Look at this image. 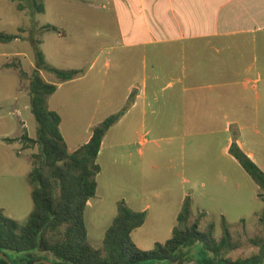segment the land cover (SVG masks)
Wrapping results in <instances>:
<instances>
[{"label":"rangeland","instance_id":"rangeland-1","mask_svg":"<svg viewBox=\"0 0 264 264\" xmlns=\"http://www.w3.org/2000/svg\"><path fill=\"white\" fill-rule=\"evenodd\" d=\"M116 1L37 0L38 3L45 5V13L32 14L30 12L31 0H0V33L20 35L17 41L0 42V53H6L10 58L7 62L22 66L30 77L35 68V53L30 42V37L33 35V38L41 40V48L49 64L62 69L77 68L85 73L95 57L104 50L109 55L111 68L108 70L106 92L98 107L99 114L100 117H105L111 111L115 114V111L121 108L118 112L123 111L125 115L132 106L131 101L125 100L128 85L132 76L142 67L139 58L143 56V49L131 48L121 35V32H128L129 28H132L135 24L132 21L136 22L138 17L118 12L115 7ZM19 3L26 8L25 11L18 10ZM119 22L123 25L121 29ZM47 24L59 27L60 33H44L42 26ZM20 29L25 31L20 32ZM254 39L257 43L253 42ZM228 41L230 45L223 49L220 56L232 63L236 71L234 80L243 82L247 76H261L257 91L262 97L261 101L254 99V95L249 93L246 95L247 102H243L240 106L235 105L234 117L239 119L241 124L250 126L259 134L264 135V31L257 34L238 32ZM15 54L22 55L13 56ZM6 60V57H0V65ZM32 66H34L33 69ZM9 70L17 75L0 69V104L7 105L4 108L6 115L12 112V106L15 104L14 98L19 79L21 86L27 92L30 91L29 77L21 78L15 68ZM44 75L48 78H55V75L51 73L44 72ZM82 85L85 87L82 88ZM91 86L92 83L88 79L67 86L65 90L72 87L82 88L68 92V96L76 106L81 105L82 102L89 109V107H96V102L91 97L84 96ZM77 107L83 122L88 116V111L81 109V106ZM9 119L1 120L0 118V135L6 133L13 135L17 131L18 122L12 119L8 121ZM32 121H28V127L29 132L35 136L37 123L34 116ZM234 128L237 127L234 126ZM65 130L66 126H64ZM65 134L68 138L66 131ZM152 138L157 142L151 144L150 152L159 157L156 159L157 164L152 177L150 176L146 184L149 186V193L163 196L164 201H161V198L157 200L153 197H146L144 203L152 201V213L153 215L162 214L164 225L171 221L174 222L179 210L176 202L177 196L186 192L192 195L191 220L201 213H206L202 219V228L209 223H215L217 238L221 236L220 224L223 216L226 217L231 233L235 237L244 240L246 236L256 237L261 234L259 218L264 212V200L257 198L256 192L260 190L246 170L236 162L231 164L229 159L220 156L218 145L223 140L222 135L198 137L197 134L183 136L167 133L166 135L156 134ZM170 138L174 141H169ZM133 140L129 134L124 136L112 130L108 145L117 143L122 147L115 150L106 148L100 158L101 172L96 176L97 193L91 200V206L85 212L88 238L97 248L103 246L105 233L118 213V203L123 201L122 198H127L129 204H132L135 193L140 192L139 182L132 180L130 174L134 166L115 165L113 161L114 153L134 152V147L129 146ZM196 142L201 147H198ZM6 147L0 144V209H3L6 215L21 225H25L34 208L33 186L25 177L23 179L20 176V180L11 177L12 169H16L17 166L11 159L10 148ZM33 149L30 155L31 161L32 154L38 151L37 147ZM162 153L166 157H163ZM168 155L170 157H167ZM134 162L137 163V160L134 159ZM26 167H28L27 164ZM18 168L23 169L22 166ZM242 219L245 221H241ZM150 226H153V222L149 220L143 228L138 229L132 235V240L143 250L154 249L155 240L161 243L167 240V237L163 235L154 236L150 231ZM253 248L255 247L246 244L243 248L230 253L229 257L232 259L249 257ZM178 256L177 262L151 263L179 264L184 260L198 262L205 257V254L202 244L198 243L192 247L182 248ZM48 257L50 262L55 263L56 258L53 255L50 254ZM261 264H264V257Z\"/></svg>","mask_w":264,"mask_h":264},{"label":"crops","instance_id":"crops-1","mask_svg":"<svg viewBox=\"0 0 264 264\" xmlns=\"http://www.w3.org/2000/svg\"><path fill=\"white\" fill-rule=\"evenodd\" d=\"M115 7L118 12L138 17L136 22L132 21L135 23L132 28H129L128 32H121V35L131 48L143 49V56L139 58L142 67L132 76L128 85L125 100L132 101V106L105 136L98 163L106 148L115 150L122 147L117 143L108 145L112 130L124 136L129 134L134 139L129 143V146L134 147V152L113 154L115 165L134 166L131 169V178L139 182L140 192L135 193L132 204H129L127 198L122 199L132 210L146 212L145 224L149 220L153 222L150 231L154 236L163 235L168 240L177 225L175 220L177 221L185 200L189 198L192 203V195L183 192L177 196L179 210L175 220L165 225L162 214L153 215L152 201L144 203L146 197L163 200V196L149 193V186L146 184L152 177L157 164L156 159L159 157L150 152L151 144L157 142L152 138L154 135L167 133L183 136L197 134L198 137L222 135L223 140L218 145L220 156L229 159L231 164L236 162L242 167L231 154V147L236 141L245 154L264 171V135L250 126L241 124L233 113L236 104L240 106L248 101L246 95L249 93L254 95V99L261 101L262 97L257 92L261 76H247L243 82L235 81L233 77L236 71L232 63L220 56L223 49L230 45L229 38L238 32L257 34L264 31V0H117ZM122 26L119 22L120 29ZM253 42L257 43L255 39ZM0 57L7 58L0 65L1 71L5 70L9 74L17 75L4 67L9 56L2 52ZM110 68L109 55L103 50L91 62L87 72L75 80L60 83L57 91L48 98L49 108L61 116L60 129L69 152H74L88 143L94 127L114 113L111 111L109 115L100 117L98 110L106 92ZM42 76L47 82L57 83L56 77L48 78L44 72ZM88 79L92 86L86 90L84 96L91 97L96 102V107L88 109L82 102L81 105H77L88 111L86 120L82 122V115L78 107L71 102L68 92L81 90L85 85L80 89L72 87L65 90V88ZM15 94L12 112L6 115L4 108L7 105L0 104V118L4 120L10 117L8 121L11 119L17 121V131L13 135L8 133L0 135V144L2 147L10 148L11 159L17 166L16 169H12L10 175L13 179L20 180V176L28 179V174L32 170L30 155L34 149L25 150L22 142H7L6 139L19 138L24 132L30 137H35L29 132L28 127V121L33 122L34 115L31 111L30 91L27 92L21 86L20 79ZM169 141L174 140L170 138ZM196 144L201 147L198 142ZM157 147L159 148L158 145ZM163 157L166 156L163 154ZM20 166L23 167L22 170H19ZM202 185L206 187L205 184ZM260 194L261 191L256 192L257 198L264 200ZM91 200L87 208L91 206ZM163 205L161 202V206ZM202 214L205 217L206 213ZM223 217L226 219L225 216ZM145 224L138 229L143 228ZM155 242L161 243L159 240ZM252 250L251 255L258 253L259 248ZM196 263V261L179 262V264Z\"/></svg>","mask_w":264,"mask_h":264},{"label":"trees","instance_id":"trees-1","mask_svg":"<svg viewBox=\"0 0 264 264\" xmlns=\"http://www.w3.org/2000/svg\"><path fill=\"white\" fill-rule=\"evenodd\" d=\"M15 1V0H13ZM31 13H45V5L31 0ZM17 8H26L19 3ZM45 32L60 33L57 26H42ZM20 29V32H24ZM34 36V35H33ZM30 37L35 53V68L30 77L22 66L6 62L7 69L15 68L21 78L30 79L31 111L36 120V135L24 132L19 138L23 149L37 147L32 158V170L28 180L33 186L34 208L25 225L6 215L0 209V252L7 255L12 264H34L40 260L51 261L50 254L58 264H152L151 262L179 260L182 248L200 243L205 257L196 264H261L264 257V212L259 218L260 235L243 240L235 237L227 220L222 217L221 236L215 233L217 226L209 223L202 228L204 215L191 220L192 203L187 198L177 218L170 239L156 243L154 249L143 250L132 240V233L142 227L146 212L132 210L124 201L118 203V213L107 229L103 246L95 247L88 238L85 212L88 202L96 196V176L101 172L98 163L103 140L109 130L124 115L118 112L107 117L93 129L88 143L74 152H69L61 133V116L51 110L48 98L60 83L75 80L83 75L81 69H62L47 61L41 48V40ZM20 38L18 34L0 33V42L10 43ZM17 58V57H16ZM10 59V58H9ZM42 72L54 74L57 83L47 82ZM132 102V101H131ZM231 154L259 186L264 197V171L239 147L235 141ZM246 244L259 248L258 253L246 258L232 259L229 254ZM185 261V260H184ZM181 261L180 263H183ZM190 262V261H189ZM0 264H9L0 256ZM44 264V263H39Z\"/></svg>","mask_w":264,"mask_h":264},{"label":"water","instance_id":"water-1","mask_svg":"<svg viewBox=\"0 0 264 264\" xmlns=\"http://www.w3.org/2000/svg\"><path fill=\"white\" fill-rule=\"evenodd\" d=\"M0 256L3 257L9 264H12L6 254H4L3 252H0ZM39 263L58 264V263H53V262L46 261V260H40V261L35 262L34 264H39Z\"/></svg>","mask_w":264,"mask_h":264}]
</instances>
